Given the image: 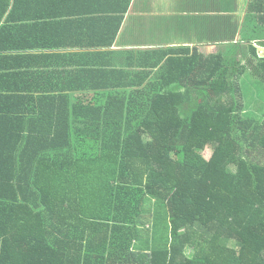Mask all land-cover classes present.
<instances>
[{"label":"trees","instance_id":"16d2710c","mask_svg":"<svg viewBox=\"0 0 264 264\" xmlns=\"http://www.w3.org/2000/svg\"><path fill=\"white\" fill-rule=\"evenodd\" d=\"M16 2L0 0V264H264V113L243 85L264 58L53 75L22 53Z\"/></svg>","mask_w":264,"mask_h":264},{"label":"crops","instance_id":"0c3cea01","mask_svg":"<svg viewBox=\"0 0 264 264\" xmlns=\"http://www.w3.org/2000/svg\"><path fill=\"white\" fill-rule=\"evenodd\" d=\"M12 13L28 35L22 53L53 75L157 59L247 61L253 48L264 58V0H17Z\"/></svg>","mask_w":264,"mask_h":264},{"label":"rangeland","instance_id":"374dc122","mask_svg":"<svg viewBox=\"0 0 264 264\" xmlns=\"http://www.w3.org/2000/svg\"><path fill=\"white\" fill-rule=\"evenodd\" d=\"M243 85L245 90L244 104L246 105V110L260 120L264 113V82L254 77L251 72L250 75L245 76ZM212 153V147H208L203 155L206 159H210Z\"/></svg>","mask_w":264,"mask_h":264}]
</instances>
